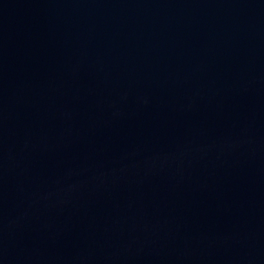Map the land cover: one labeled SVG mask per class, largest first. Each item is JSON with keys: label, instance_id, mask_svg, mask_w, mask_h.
<instances>
[{"label": "water", "instance_id": "water-1", "mask_svg": "<svg viewBox=\"0 0 264 264\" xmlns=\"http://www.w3.org/2000/svg\"><path fill=\"white\" fill-rule=\"evenodd\" d=\"M180 1L264 12V0H180Z\"/></svg>", "mask_w": 264, "mask_h": 264}]
</instances>
